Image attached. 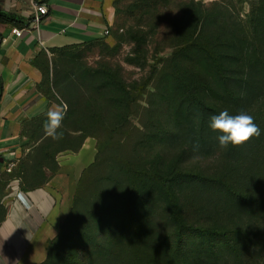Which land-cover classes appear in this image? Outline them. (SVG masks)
I'll list each match as a JSON object with an SVG mask.
<instances>
[{"label":"trees","instance_id":"1","mask_svg":"<svg viewBox=\"0 0 264 264\" xmlns=\"http://www.w3.org/2000/svg\"><path fill=\"white\" fill-rule=\"evenodd\" d=\"M187 6L190 14L181 24L189 30L176 33L171 57L161 70L151 73L165 82L153 88L165 94L160 100L172 108L169 129L155 134L137 131L142 137L139 147L156 139L179 155L168 166V159L159 152L156 161L146 163L149 167L143 170L141 185L132 186L124 198H113V203L94 214L89 210L91 224L72 230V219L84 212V182L98 165L100 147L99 138L77 125L80 119L68 108L58 140L67 145L69 135L74 140L71 133H78L73 147L78 149L85 137H93L97 155L83 172L71 211L49 242L41 264H264V0L257 1L250 28L235 33L216 31L219 18L210 19L203 4L190 0ZM114 7L117 17L132 20L130 32L143 27L146 11L154 6L148 0H116ZM2 21L18 23L0 13ZM46 71L47 87L54 92ZM100 71L112 87L127 93L120 102L124 107L143 101L152 85L145 82L134 89L126 85L120 71L114 74L109 67ZM132 91L136 96L129 94ZM223 110L252 115L260 135L241 146L221 148L220 133L210 128V116ZM173 127L186 132L187 146L179 144L180 133ZM195 143L199 151H193ZM46 151L37 165L43 167L52 159ZM193 158L216 165L191 167ZM33 170L21 163L13 176L26 189L41 187L47 177Z\"/></svg>","mask_w":264,"mask_h":264},{"label":"crops","instance_id":"2","mask_svg":"<svg viewBox=\"0 0 264 264\" xmlns=\"http://www.w3.org/2000/svg\"><path fill=\"white\" fill-rule=\"evenodd\" d=\"M36 1L48 8L37 26L32 24L31 0H0V13L18 22H0V264L46 260L49 242L71 211L78 182L97 155L93 137H85L74 149L45 134L49 109L66 111L47 87L46 70L60 51L106 38L115 7L110 0ZM14 28L25 30L21 38L12 34ZM71 134L76 140L78 133ZM47 149L52 159L43 167L37 165ZM21 163L43 173L46 182L35 189L24 188L20 178L13 176Z\"/></svg>","mask_w":264,"mask_h":264},{"label":"rangeland","instance_id":"3","mask_svg":"<svg viewBox=\"0 0 264 264\" xmlns=\"http://www.w3.org/2000/svg\"><path fill=\"white\" fill-rule=\"evenodd\" d=\"M110 1L113 5L116 2ZM148 1L154 7L146 11L143 27L128 32L133 27L132 20L125 22L123 17L115 16L109 36L60 52L50 65V79L54 82L53 89L59 103L65 104V110L75 111L81 121L77 125L99 138V162L84 182V212L72 219V230L91 224V218L86 215L89 210L94 214L102 206L113 203V198H124L132 186L141 185L145 178L143 170L149 167L146 163L156 161L159 152L168 159V166L179 155L178 150L170 151L169 146L156 139L147 147H139L142 137L137 131L140 129L155 134L169 129L172 108L167 102H161L165 94L153 88L157 82L162 86L165 82L160 76L152 78L151 73L156 68L161 70L164 62L171 57L173 49L170 44L176 42V33L189 30L181 22L190 14L187 6L190 0ZM193 1L208 9L210 19L219 18L220 29L216 31L235 33L250 28L258 0ZM126 4H129L128 1ZM210 28L215 29V26ZM210 28L206 31H215ZM158 60L163 64H159ZM104 67H109L114 74L120 71L123 81L131 88H140L145 82L152 84L145 90L143 101L124 107L120 102L127 93L124 96L107 82V75L100 71ZM129 94L134 96L136 93L132 91ZM76 116L72 119L74 122ZM173 131L180 133L179 144H189L184 130L173 127ZM77 142L78 139L67 143L73 147ZM193 159L191 167L203 164L214 168L216 165L212 160ZM46 162L49 163V160Z\"/></svg>","mask_w":264,"mask_h":264},{"label":"clouds","instance_id":"4","mask_svg":"<svg viewBox=\"0 0 264 264\" xmlns=\"http://www.w3.org/2000/svg\"><path fill=\"white\" fill-rule=\"evenodd\" d=\"M64 117L63 109L59 107L49 109L43 124L45 134L54 140L61 138L62 133L58 130L62 126ZM210 128L220 133L217 139L221 148H227L230 144L241 146L260 135V128L254 122V117L246 111L231 115L227 110H223L219 114L211 115ZM199 148V143L193 145V151H199Z\"/></svg>","mask_w":264,"mask_h":264},{"label":"built area","instance_id":"5","mask_svg":"<svg viewBox=\"0 0 264 264\" xmlns=\"http://www.w3.org/2000/svg\"><path fill=\"white\" fill-rule=\"evenodd\" d=\"M34 4L35 7V14L32 18V24L33 25H39L40 22L42 21V19L48 14V8L45 4L40 3L36 0H31ZM25 30L23 29H19V28H14L12 30V34L15 35L17 38H21L23 36ZM105 37L110 35V31L109 30H105L104 32ZM13 165L11 164L10 168L8 169V171L12 170Z\"/></svg>","mask_w":264,"mask_h":264}]
</instances>
